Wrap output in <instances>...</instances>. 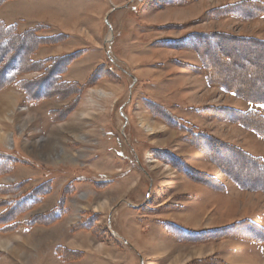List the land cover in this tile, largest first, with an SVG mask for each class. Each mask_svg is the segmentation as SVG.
I'll list each match as a JSON object with an SVG mask.
<instances>
[{
	"label": "rangeland",
	"instance_id": "1",
	"mask_svg": "<svg viewBox=\"0 0 264 264\" xmlns=\"http://www.w3.org/2000/svg\"><path fill=\"white\" fill-rule=\"evenodd\" d=\"M173 1L9 0L0 6V20L20 33L44 25V35H66L29 53L38 61L77 51L67 66L58 63L60 80L83 85L95 75L78 96L67 90L64 100L29 101L20 85L0 91V103L10 110L0 107V153L17 157L0 174V264H264V191L240 187L224 171L232 173L233 163L248 171L243 152L264 159V140L228 120L225 108L264 115V106L223 91L218 79L208 84L193 49L167 45L193 33L264 41V14L244 20L228 15L233 8L222 9L264 0ZM23 41L19 56L27 49ZM236 46L229 50L237 62L229 74L242 78L248 91L253 83L259 94L264 45ZM236 49L249 63L262 64L248 81ZM39 70L21 72L22 85ZM159 107L208 135L213 149L206 141L191 143ZM47 181L49 193L17 219L56 208L61 216L29 231L3 226L13 219L11 202ZM173 225L211 233L185 242L170 233Z\"/></svg>",
	"mask_w": 264,
	"mask_h": 264
},
{
	"label": "trees",
	"instance_id": "2",
	"mask_svg": "<svg viewBox=\"0 0 264 264\" xmlns=\"http://www.w3.org/2000/svg\"><path fill=\"white\" fill-rule=\"evenodd\" d=\"M9 0H0V6ZM168 3L165 2V4H171L174 1L173 0H167ZM179 1V0H175ZM256 5V6H255ZM228 8H233L228 12V15H234L238 16L240 19L249 20L252 18H255L258 13L264 14V2L252 4H241L238 5H227L222 7L223 10H227ZM250 11H248V10ZM234 11V12H233ZM44 25H37L35 28H32L30 31H26L25 33H20L17 30V27L15 25H6L2 20H0V46L3 44V48L0 50V91H3L8 88H12V86L20 85L21 88H24L26 92V97L30 101H51V100H64V94L67 90L73 91L72 94L79 95L80 91L84 88L83 85L87 84V82H90L95 78V75L92 74L88 81L85 84H79L78 82H65L63 80H60L62 74V69H60L58 63L61 61H64L66 63L64 66H67V64L71 61H73L77 56H79L78 52H73L70 54H66L60 57H54V58H47L43 60H34L33 57H30V51L32 54L38 51V48L41 46H53L54 44L58 43L63 37L66 35H63L61 33L57 34H50V35H44L42 33ZM46 29H48V26H45ZM26 41L24 44L27 49L24 50L23 55L19 56L17 55V52L15 50L17 49V45L21 41ZM23 41V42H24ZM244 42H249L251 44L257 43L259 45H264V41L260 40H253V39H243V38H234L230 39L229 36L226 34L216 33V34H189L186 38L181 40H170L167 45L175 48H181V49H193L195 53L198 54L201 66L203 67V71H205L206 75V81L208 84H214V80L218 79L217 86L221 88L225 92H229L230 94L234 95L235 97H241L243 100L251 103L252 105H263L264 106V88L263 90L258 92L254 91L252 92V89L255 87V85L251 82H249V89L250 91L246 90V86L243 85L245 83L243 79H239L235 77L236 74L230 75L229 73L232 71L230 67L231 64L234 65L237 64L234 59L231 58V53L229 50L233 47H238L236 45H239ZM211 44H213L211 46ZM228 44V45H227ZM228 46L229 47L228 49ZM213 47L217 49V53L214 54ZM212 48V50H211ZM264 48V47H262ZM239 49V48H238ZM238 49L235 50V55L239 59H243V62H246V67L243 69V74H245L244 79L247 81L252 78L253 75H257L258 71L262 70L261 65L259 62L256 63H249L247 58H245L247 55L243 56L242 52H237ZM23 51V50H22ZM208 55L210 57L205 58V55ZM211 53L213 56H211ZM230 53V54H229ZM228 57V58H227ZM224 58L228 61V64H225ZM229 58L231 60L229 61ZM207 60V62L205 61ZM263 60L264 58H259V61ZM224 62V63H222ZM231 63V64H230ZM224 64V65H222ZM55 65V66H54ZM220 66L219 68H216L217 66ZM41 68V70H39ZM200 67L199 69H201ZM198 69V68H196ZM38 71L39 70V76L36 77L33 80L26 81L24 85H22L21 80L19 79V75L21 72L25 73H31L32 71ZM66 69L64 68V71ZM217 71V73H215ZM233 72V71H232ZM247 72V73H246ZM225 73H228L230 76L228 78H225ZM247 84V83H246ZM19 87V86H17ZM147 102V101H146ZM149 103V102H147ZM150 104V103H149ZM154 103L153 107L157 108L158 106ZM151 105V104H150ZM66 107V106H65ZM160 108V107H159ZM149 109V108H148ZM227 109L226 116L228 120L235 121L238 123L243 124L244 127H248L252 132H255L258 136H260L264 140V115L255 109H250L247 111H238L234 109ZM161 108L157 111L160 114H163V116L168 117V123H172L178 127L181 128V130H184V132L188 133L191 137V143H195L196 145H199L197 141H202L204 144L206 141L207 147L211 148L212 142L209 141L207 143V140L210 139V137L206 134L199 133L195 128H191V126L183 125L184 123L179 117L174 115V113H171L169 111L164 112L160 111ZM156 110L154 111V114H156ZM160 117V115H154ZM157 118V117H156ZM161 118V117H160ZM211 143V144H210ZM193 144V145H195ZM214 145V144H213ZM213 149V148H211ZM159 151V150H157ZM241 154V153H240ZM171 156V157H170ZM242 161L245 165L248 166V171H240V169L233 163L234 168L232 173H228L225 168V172L227 173L228 177L236 180L235 183L238 184V186L247 187V188H254V189H262L264 191V159L256 156H251L247 153H242L241 155ZM168 157V156H167ZM244 158V160H243ZM17 159L14 154L8 155L0 153V174L3 173V171L7 170ZM169 159L171 161H175L180 165V168L183 169L186 173L190 171V168L178 157H175V155L170 154ZM225 163H229V161H226ZM220 164H223L220 162ZM237 167V168H236ZM257 181V184L263 185L252 187L253 185L249 186L246 184H251L253 180ZM250 182V183H249ZM210 183V181H208ZM242 183V184H241ZM244 183V184H243ZM211 184V183H210ZM49 182H45L43 184H40L38 187H36L34 190L27 191L24 195L20 196L19 198L15 199L11 202L12 204V210L11 212L14 213L12 216L13 219L6 220L3 224V226H12V225H23L25 231H29L30 228H32L35 224H38L39 222L44 225L45 223H51L58 219V217L61 216L59 209L56 208L50 210L48 213L40 215L38 218H34L33 220H25L23 222L20 219H17V216L25 211L27 208H30L31 206L39 203L42 199H44V195H47L49 193ZM141 207L138 208L139 213H143L144 207L143 205H140ZM15 217V218H14ZM8 224V225H6ZM173 228V229H172ZM171 234L175 235L177 238H180L183 241H195V240H201L209 237V233L211 232H191V231H185L183 232L180 228L176 227L175 225L168 227ZM213 232V231H212ZM218 232V231H217ZM217 232H213L212 235H216ZM261 237V234L258 233V231H255L253 233L254 236ZM57 249V254L59 255L60 259H62L63 251L59 247Z\"/></svg>",
	"mask_w": 264,
	"mask_h": 264
},
{
	"label": "bare ground",
	"instance_id": "3",
	"mask_svg": "<svg viewBox=\"0 0 264 264\" xmlns=\"http://www.w3.org/2000/svg\"><path fill=\"white\" fill-rule=\"evenodd\" d=\"M7 103H8V102H1V103H0V107H2V106L4 105V106H5V107H4V110L10 112V110L5 109V108H7V105H6ZM11 113H12V112H11ZM9 114H10V113H9ZM9 114H8V115H9ZM0 138H2V137H0ZM8 141H9V139H8Z\"/></svg>",
	"mask_w": 264,
	"mask_h": 264
},
{
	"label": "crops",
	"instance_id": "4",
	"mask_svg": "<svg viewBox=\"0 0 264 264\" xmlns=\"http://www.w3.org/2000/svg\"><path fill=\"white\" fill-rule=\"evenodd\" d=\"M74 82H76V81H74Z\"/></svg>",
	"mask_w": 264,
	"mask_h": 264
},
{
	"label": "water",
	"instance_id": "5",
	"mask_svg": "<svg viewBox=\"0 0 264 264\" xmlns=\"http://www.w3.org/2000/svg\"><path fill=\"white\" fill-rule=\"evenodd\" d=\"M148 192H149V190H148Z\"/></svg>",
	"mask_w": 264,
	"mask_h": 264
}]
</instances>
